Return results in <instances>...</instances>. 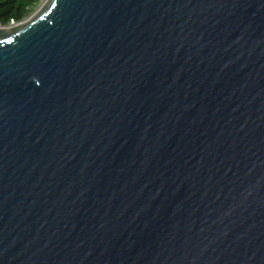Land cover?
<instances>
[{
  "label": "water",
  "instance_id": "obj_1",
  "mask_svg": "<svg viewBox=\"0 0 264 264\" xmlns=\"http://www.w3.org/2000/svg\"><path fill=\"white\" fill-rule=\"evenodd\" d=\"M0 264H264V0L1 29Z\"/></svg>",
  "mask_w": 264,
  "mask_h": 264
},
{
  "label": "trees",
  "instance_id": "obj_2",
  "mask_svg": "<svg viewBox=\"0 0 264 264\" xmlns=\"http://www.w3.org/2000/svg\"><path fill=\"white\" fill-rule=\"evenodd\" d=\"M43 0H0V26L7 27L10 22L19 24L27 20Z\"/></svg>",
  "mask_w": 264,
  "mask_h": 264
},
{
  "label": "built area",
  "instance_id": "obj_3",
  "mask_svg": "<svg viewBox=\"0 0 264 264\" xmlns=\"http://www.w3.org/2000/svg\"><path fill=\"white\" fill-rule=\"evenodd\" d=\"M19 24H21V23H19ZM19 24H14L13 22H10L9 26H7V27H1L0 26V28L1 29H10V28L18 26Z\"/></svg>",
  "mask_w": 264,
  "mask_h": 264
},
{
  "label": "rangeland",
  "instance_id": "obj_4",
  "mask_svg": "<svg viewBox=\"0 0 264 264\" xmlns=\"http://www.w3.org/2000/svg\"><path fill=\"white\" fill-rule=\"evenodd\" d=\"M44 2H45V0L42 1V3L40 4V6H41ZM40 6L37 8V10L40 8ZM37 10H36V11H37ZM36 11H35V12H36ZM35 12H34V13H35ZM32 15H33V14H32ZM32 15H31V16H32ZM0 30H1V28H0Z\"/></svg>",
  "mask_w": 264,
  "mask_h": 264
}]
</instances>
